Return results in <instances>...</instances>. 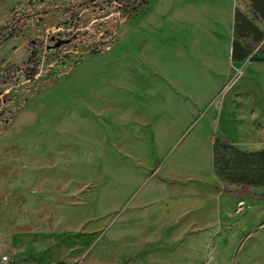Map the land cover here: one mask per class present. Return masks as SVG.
I'll list each match as a JSON object with an SVG mask.
<instances>
[{"label":"rangeland","instance_id":"obj_1","mask_svg":"<svg viewBox=\"0 0 264 264\" xmlns=\"http://www.w3.org/2000/svg\"><path fill=\"white\" fill-rule=\"evenodd\" d=\"M118 7L0 0V28L23 19L0 43V263L129 253L136 261L140 219L170 218L211 196L212 229L225 237L213 236L203 251L220 248L215 264H264V200L248 190L236 210L238 198L218 186L202 141L205 109L190 97V73L220 74L219 51L211 70L190 71V61H203L201 49H190L202 36L199 23L190 34V0H147L125 15ZM32 53L39 64L27 77ZM188 238L156 245L177 247L190 264Z\"/></svg>","mask_w":264,"mask_h":264},{"label":"crops","instance_id":"obj_2","mask_svg":"<svg viewBox=\"0 0 264 264\" xmlns=\"http://www.w3.org/2000/svg\"><path fill=\"white\" fill-rule=\"evenodd\" d=\"M195 2L199 3V9H195ZM239 2L240 7L236 9V0H190V34L196 23L202 34L197 41L191 39L190 49L195 50L197 46L203 51V61H190V71L193 68L202 72L211 70L215 64L214 50L219 51V61L223 64L217 76L190 73V97L205 109L201 118L207 119L208 124L202 141H209L211 145V174L221 189L231 190L229 193L238 198L236 205L242 203L241 193L248 190L255 191L257 200H264V49L258 51L260 41L264 40V0ZM196 14L201 21L195 22ZM217 34L220 41L215 37ZM208 200L211 196L204 197L202 204L190 203V207H183L170 218L140 219L137 233L140 249L136 261H129L132 255L129 253L109 255L104 261L93 262L90 258L87 263L77 256L71 262L189 264L188 260H180L177 247L158 250L156 244L180 242L182 236L190 233L187 240L190 241V264H215L221 256L220 248L205 253L204 247L213 236L223 239L225 235L212 229L216 215L214 204ZM186 212L190 215L177 227L176 221ZM128 234L135 238L136 233ZM150 242H155L159 252L150 251L147 247Z\"/></svg>","mask_w":264,"mask_h":264},{"label":"trees","instance_id":"obj_3","mask_svg":"<svg viewBox=\"0 0 264 264\" xmlns=\"http://www.w3.org/2000/svg\"><path fill=\"white\" fill-rule=\"evenodd\" d=\"M118 4V12L121 15L130 14L136 12L142 5L146 4L147 0H115ZM23 19L21 15H17L13 17L12 21L5 26L0 28V43L12 36L14 31L22 24ZM39 61L34 53L30 54L25 66L23 68V72L26 73L27 77H31L36 73Z\"/></svg>","mask_w":264,"mask_h":264},{"label":"built area","instance_id":"obj_4","mask_svg":"<svg viewBox=\"0 0 264 264\" xmlns=\"http://www.w3.org/2000/svg\"><path fill=\"white\" fill-rule=\"evenodd\" d=\"M242 208V205L240 204L236 210H241ZM6 260H7V257L6 256H3L1 257V263L0 264H5L6 263Z\"/></svg>","mask_w":264,"mask_h":264}]
</instances>
